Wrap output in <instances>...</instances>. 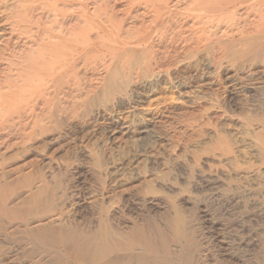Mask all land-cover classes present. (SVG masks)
<instances>
[{"label":"rangeland","instance_id":"rangeland-1","mask_svg":"<svg viewBox=\"0 0 264 264\" xmlns=\"http://www.w3.org/2000/svg\"><path fill=\"white\" fill-rule=\"evenodd\" d=\"M20 1L0 0V264H264V0H59L63 30L121 33L85 31L53 79L20 65L44 52Z\"/></svg>","mask_w":264,"mask_h":264},{"label":"bare ground","instance_id":"bare-ground-1","mask_svg":"<svg viewBox=\"0 0 264 264\" xmlns=\"http://www.w3.org/2000/svg\"><path fill=\"white\" fill-rule=\"evenodd\" d=\"M20 1V0H18ZM25 1V0H24ZM78 0H71V2H77ZM134 1V0H133ZM136 1V0H135ZM160 1V0H159ZM169 1V0H168ZM199 0L196 1V4H198ZM205 1V0H204ZM213 1V0H212ZM254 1V0H252ZM21 2V1H20ZM131 2V1H130ZM137 2V1H136ZM167 2V0H166ZM165 2V3H166ZM209 2V1H207ZM38 3H40V5H37V3L33 2V0H27L25 2L23 9V12L18 14L17 17L14 18V22L12 23L14 28L21 31V33H23L25 36L27 35H33V29H37L38 34L42 35L44 38V43L40 45L42 51V53L37 54L36 57H29L28 59H25L24 61H22L20 63V65L22 67L25 68H31L32 65H36L40 66L41 69L45 72V75L47 77H49L48 79H53L54 77V71L56 69L55 66L59 67L60 72L64 73L66 72V65L70 68H73L76 64V62L80 59V57L82 56V50L85 48L86 50H93L96 47L92 45L91 42L89 41H84L82 38V35L86 33V37H88L87 35L90 34L92 31L96 30V31H100L103 32L105 35H107L109 38L112 37V35L114 34H120L121 29H119L118 27H114L112 24V26H110L109 28L106 27L105 29H101V28H97V27H92L91 25H88V27L86 29H83L80 25V22L77 21L73 26L71 25V27L69 26L67 29L63 30V25L61 26L59 24V22L57 21V17L63 15V12L66 11L67 9H61L63 7H61L59 10V0H41V2L38 0ZM134 3V2H133ZM133 3L132 6H133ZM191 3V2H190ZM201 3V2H200ZM215 3V2H214ZM256 3V1H255ZM21 4V3H20ZM23 4V3H22ZM141 4V3H140ZM146 4V3H145ZM194 4H195V0H194ZM203 4V3H201ZM18 5V4H17ZM39 6L41 10L46 11L47 13H49V17H53L50 19H53L52 24L50 26L45 27H41L42 25L39 24L42 19H34V8L36 6ZM174 5V4H173ZM192 5V4H191ZM200 5V4H199ZM199 5H196L199 6ZM204 5V4H203ZM34 6V7H33ZM74 6V5H73ZM149 6V5H148ZM65 7V6H64ZM135 7V5H134ZM137 7V5H136ZM178 7V6H177ZM20 8V7H18ZM39 9V8H38ZM71 9V8H70ZM97 9V8H96ZM40 10V11H41ZM84 11V9H81ZM74 11V10H73ZM149 11V10H148ZM219 11V10H218ZM263 11V10H262ZM256 12V11H255ZM258 12V11H257ZM111 13V12H110ZM129 13V12H128ZM157 13V12H156ZM155 13V14H156ZM252 13V12H251ZM17 14V13H16ZM150 14V13H149ZM211 14V13H210ZM209 14V15H210ZM96 15V14H95ZM158 15V14H157ZM16 16V15H15ZM13 17V16H12ZM101 17V16H100ZM103 17V16H102ZM48 18V17H47ZM11 19V18H10ZM65 19V18H64ZM78 19V18H77ZM100 19V18H99ZM231 19V18H230ZM260 19V18H259ZM46 20V19H45ZM111 20V19H110ZM196 20V19H195ZM43 21V20H42ZM61 21V20H60ZM67 21V20H66ZM210 21V20H209ZM264 20H262L261 22H263ZM121 22V21H119ZM207 22V21H206ZM44 23V22H43ZM51 23V21H50ZM67 23V22H66ZM89 24V23H88ZM120 24V23H119ZM122 24V23H121ZM68 26V25H67ZM123 26V25H122ZM66 27V26H65ZM97 28V29H96ZM167 30V29H166ZM99 32V33H100ZM120 32V33H119ZM35 33V34H36ZM125 33V32H124ZM37 34V35H38ZM85 35V34H84ZM100 35V34H99ZM103 35V34H102ZM101 35V39L105 40V37L103 38ZM103 35V36H105ZM26 36V37H27ZM28 36V37H29ZM93 36V35H92ZM120 35H118L119 37ZM100 37V36H99ZM117 37V36H116ZM98 38V37H97ZM33 39H35V37L33 36ZM99 39V38H98ZM119 39V38H117ZM97 40V39H96ZM38 42V41H37ZM40 42V41H39ZM38 42V44H39ZM42 42V41H41ZM40 42V43H41ZM109 42V41H107ZM34 43V42H33ZM6 44V43H5ZM112 44V43H111ZM9 45V44H8ZM44 45V46H43ZM38 46V45H37ZM38 46V48H40ZM37 49V48H36ZM11 51V50H10ZM15 51V50H14ZM36 52V51H35ZM33 52V53H35ZM11 54V53H10ZM23 54V53H22ZM27 54V53H26ZM5 55V54H4ZM36 55V54H35ZM27 57V55H26ZM14 58V57H13ZM15 59V58H14ZM21 59V58H20ZM6 61V60H5ZM10 61H8L9 63ZM25 64L27 66H25ZM31 64V65H29ZM78 64V63H77ZM24 65V66H23ZM16 63L11 61L10 62V67H16ZM19 66V65H18ZM35 67V66H33ZM69 67L67 69H69ZM55 68V69H54ZM34 69V68H33ZM32 69V70H33ZM13 70V69H12ZM27 70V69H26ZM30 69H28L27 71H29ZM36 70V69H35ZM19 71V70H18ZM18 71L16 73H18ZM31 71V70H30ZM29 71V72H30ZM39 71H41L39 69ZM8 73V72H7ZM25 73V72H23ZM26 74V73H25ZM6 75V74H5ZM19 75V74H18ZM21 75V74H20ZM19 75V76H20ZM43 75V76H45ZM15 77V76H14ZM8 78V77H7ZM10 79V78H9ZM11 80V79H10ZM7 81V80H5ZM39 83V82H38ZM1 117V116H0Z\"/></svg>","mask_w":264,"mask_h":264}]
</instances>
